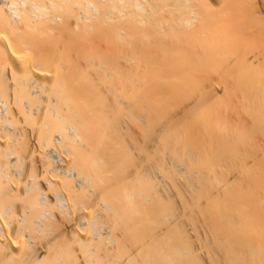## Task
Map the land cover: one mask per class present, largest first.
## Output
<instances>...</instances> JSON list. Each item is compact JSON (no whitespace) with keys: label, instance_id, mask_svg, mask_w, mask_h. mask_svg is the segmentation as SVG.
Returning a JSON list of instances; mask_svg holds the SVG:
<instances>
[{"label":"bare ground","instance_id":"1","mask_svg":"<svg viewBox=\"0 0 264 264\" xmlns=\"http://www.w3.org/2000/svg\"><path fill=\"white\" fill-rule=\"evenodd\" d=\"M41 1L44 3L43 0H7L8 3L15 5L22 3L21 6L7 9V2L3 3L0 0V26L12 27L17 45L26 47L34 38L36 40V36H32L29 30L39 29L38 41L35 44L39 51L36 58L32 56L36 62L32 63L33 60L31 62L33 65L29 64V52L27 54L24 49L18 50L9 40V36L0 32V128L2 131L9 128V133L6 132L9 139L10 128L14 130H12L14 135H11L14 136L11 138L12 141L8 140L10 141L8 148L0 147V204H2L0 264H264V158L259 156V154L264 156V152L259 153L255 150L257 156L253 151L255 148L252 147L257 148L259 144L254 141L261 140L262 138L258 137L261 136L260 133H264V0H110V9H98L96 5L89 4L93 7L92 11L86 9L85 15L77 14L80 17V20L77 17L78 24L86 28H93L96 24L98 29L104 24L108 25H104L107 28H110L109 24L111 25L109 35L111 33V40L115 46L113 51L118 54L121 46L118 44H122L120 50L122 49L124 59L123 70L118 73L113 70L117 74L116 77L118 76L117 79L122 78V83H118L121 85L120 88L119 85L114 88L113 84L117 82L112 83L108 80L114 76L113 72L106 70L105 74L98 73L100 79L108 75L106 79L105 77L102 79L105 83L108 80L107 83H110L112 90L108 92L112 94L106 96L107 93L97 89L99 86H95L96 82H93V79L96 80L90 72L86 69L79 71L80 68L74 72L76 67L72 73L80 83L78 86L81 96L77 99L71 95L70 90L72 79L75 81L74 77L46 68L55 61L50 58V53L49 55L46 53L42 46L44 41L41 40L47 24L51 22V25L54 21L52 26L55 28L54 24L60 20L65 23L67 17L64 18L61 14L52 15L47 8L45 3L51 5L53 9L56 0L54 2L45 0L44 6ZM65 2L68 3L67 0ZM65 2L61 4L63 6L58 2L57 6L64 7ZM85 5L88 6V2ZM64 15L68 16L71 22L72 13L71 15L69 13L71 17L67 13ZM13 17L17 19L13 20ZM49 19L52 21L48 22ZM46 22L47 27L43 29L42 26ZM92 22H95L93 26ZM54 28L49 29L53 31ZM46 31L48 34V29ZM100 33L98 31L94 37H102L103 34L100 36ZM114 58L119 60L118 56ZM109 62L112 67H116V60ZM102 69L103 64L98 68L96 66L98 72ZM223 77L233 78L234 90L242 89L238 92L247 94L243 95L245 97L243 101L251 105L252 111L248 109L246 113H251L254 125L252 129L248 127L249 131L245 133L251 130V136H248L251 139L247 137L248 140H245V137L238 136L242 142L233 140L237 134L238 127L235 124L238 122L237 119L234 120L229 110L225 111L227 114L225 112L220 114L217 111L216 100L220 96L225 98V94L232 89L227 81L223 82ZM186 87L192 90L187 89V93ZM182 88L188 94L185 96L188 100L185 102H182L185 94L183 99L181 97L182 100L179 97L183 93ZM129 92H132V95ZM122 93L124 97L125 94L128 96L123 99ZM177 97L181 102L180 104L178 102L179 105L176 104L178 99L174 100ZM48 99L56 100L58 106L45 104L49 103ZM173 100L175 105L171 107ZM75 101L79 102L78 105L74 104ZM233 103L236 104L235 101ZM150 105L162 107L158 113L162 116L165 109L177 110L171 114L169 112L170 115L167 117L159 116L160 120L154 116L158 121L154 122L160 127H155L154 123L155 129L149 128L150 132H146L148 144L144 140L146 146H142L144 148L141 150L136 148L141 153L138 155L136 152L135 156L132 154L137 146L135 140L145 132L143 128L150 120L146 117L150 116V113L148 114ZM167 106L169 107L164 109ZM173 109L171 110L174 111ZM192 111L195 112V117ZM189 114L195 118L193 121L195 126L192 127L194 131L206 120L205 131L208 138H211L206 142L203 139L201 140L203 142H200V139L194 140L195 142L188 144L186 150L185 147L182 150L183 148H180L182 146H177L180 138L176 145L171 140L176 139V134L179 135L180 132L175 129L176 132L171 131L172 124L169 126L168 122L172 123L174 119L178 121V115L187 117ZM19 115L23 119L19 118ZM245 118L247 121L248 117ZM18 119L26 125L36 124L34 129L31 128L35 130L34 134H37V144L40 147L37 148L45 167V174L57 175L56 179L52 176L45 179L51 187L52 182L56 181L60 185L63 184L62 188L67 187L71 191L81 189L84 193L87 190V194L89 190L100 193V198H95L94 194L95 199L92 201L98 200L99 204L98 202L95 204L101 208L100 210L94 208L96 211L92 218L90 215L94 213L93 209L91 214H86L88 220L86 215L85 219L76 215L77 217L70 220L72 223L69 224L68 221L69 227L64 226L66 228L64 230L58 228L57 231H52L55 226L60 227L62 224V215L65 214L69 218L71 216L68 215L73 209L69 207L71 199L65 198L68 195H64L61 190V192L56 190L57 193L54 190L58 199L56 197L57 201L52 202L48 196L50 192L41 190L34 177L29 179L31 181L28 184L23 179L26 185L21 186L18 179L17 182L10 172L8 174V168L4 169L2 162L9 159L12 166L16 157L18 161H25L23 157L20 158L13 153L28 151L31 145L24 132L31 128L27 130L30 126L26 127L21 122L18 127L13 126L15 121L18 123ZM196 119L202 122L199 121V124ZM131 121L132 124H129ZM246 124H249L248 121ZM20 125L26 129L19 130ZM131 131L133 133L131 137L135 138L133 139L135 147L129 151L128 147L131 146L126 144L125 132L131 134ZM7 139L8 136L4 138L5 142ZM57 139H61L60 143L68 151L65 163L73 172H69L68 169L61 171L55 167L49 149L55 147ZM213 142L219 148H212ZM249 144L254 157L244 161V156L249 153L247 148ZM160 145H165L162 146L164 149L166 147L167 163L165 162L167 160L162 158L165 154H160L164 150ZM262 145L258 148L261 149ZM119 146L126 148L127 151L120 154ZM244 147L247 148V153ZM242 148L245 150L244 153ZM158 149L160 152L157 155ZM196 151L207 152L206 155L210 157L214 154L212 155L214 160L205 157L208 163L204 166L199 163L203 168L190 167L191 160L197 162L205 154L199 158ZM31 153L35 154L34 151ZM3 157L9 159L3 161ZM17 169L14 168L15 174L21 173V168ZM10 178L17 182V188L14 182L11 184L15 185L12 190H8L10 189L7 188L8 184L7 186L2 184ZM115 182L118 183V189H110L115 188L110 184ZM85 194L79 195L82 202ZM74 196L76 200L72 198V204L75 206L79 202L76 193ZM14 197L17 198L16 205L18 198L22 197L25 203H21L26 206L20 204L21 209L27 208L28 211L24 210V213L21 209V212L17 211L18 207L11 202ZM4 199H8L15 206L14 211L19 212V216L22 214L21 217L17 216L18 214L10 216L14 208L7 205L8 202L4 208L5 203L2 201ZM91 199L89 196V202H92ZM84 200L83 203H86L87 199ZM169 201L172 205L173 202L176 203L175 207L169 205ZM83 203L81 205L85 208ZM93 205L92 202L91 206ZM55 208L61 211L59 212L61 217L56 215L58 212L53 210ZM80 208L78 206L79 210ZM136 216H144V219H148L147 222L153 220V224L154 221L157 222L156 227L152 223L151 225L144 222L146 232L144 234L143 231L141 234L138 228L140 225L136 227ZM78 218L83 220L78 221ZM157 219L158 221L160 219L161 224H158ZM101 221H104L105 225L108 223L110 227L101 224ZM99 224L105 229L109 228L105 230L106 233ZM117 228L120 229V233Z\"/></svg>","mask_w":264,"mask_h":264},{"label":"rangeland","instance_id":"2","mask_svg":"<svg viewBox=\"0 0 264 264\" xmlns=\"http://www.w3.org/2000/svg\"><path fill=\"white\" fill-rule=\"evenodd\" d=\"M19 1V0H18ZM44 1V3H45V0H43ZM53 2H54V0H52ZM57 1V0H56ZM55 1V7H54V5H53V9H51L52 8V6L51 5H47V3H45L46 4V6H47V8H49L50 9V11L53 13L52 15H54V14H57V15H59L60 16V14L64 17V18H68V16H65L64 15V13H67V15H69V13H70V15H71V13H72V18H71V22H70V20H69V18L67 19L66 18V20L68 21V24H67V21L65 20V23H62V22H60L59 20H55L56 22L57 21H59V22H57L56 24H54V26H55V28L52 26V24H53V22L54 21H52L51 19H49L48 20V22L49 21H52V24L50 25V23L49 24H47L48 22H46L45 23V27L44 26H42V28L44 29V28H46L47 27V25H48V27L50 28H54V30L52 31V29L50 30L48 27L46 28V29H44V31H45V33H44V36L42 35V37H41V40L42 41H44V43H43V48H45V51H46V53L49 55V53H50V58L53 60V61H55V62H53L52 64H50V65H48V67H46L49 71H56V73L57 72H61L60 74H63V75H68V74H70V75H72L73 77L75 76V75H73V71H74V68H76L77 67V69H75V71L74 72H77V70L79 69V71L81 70L82 71V69H86L87 70V72H90V74L95 78V80L96 81H94V79H93V82H96V85L95 86H99L97 89L98 90H100V91H104L105 93H107L106 94V96L108 95V94H112L111 92L109 93L108 91H112V90H110V83H107V81L108 80H110V81H112V83H114L115 81L117 82L115 85L113 84V86H114V88L115 87H117L116 85H119L118 83H122L121 81V79L122 78H120V80L119 79H117L118 78V76L116 77V75L117 74H115L116 73V71H117V73H118V71H121V69H122V67L124 66L123 65V61H124V59H123V55H122V49L120 50V48L122 47V44L121 43H119L118 44V46H120V48H119V53L117 54V53H115V50L113 51V49H114V43H113V41L111 40L112 38H111V33H110V35H109V31L111 32V25L109 24V26H110V28L108 27H105V26H108V25H102V26H100V29H98L97 28V25L95 24V26H93L94 25V23L92 24V26H93V28L92 27H90V28H92V29H94V30H92V29H90V28H86L84 25H82V24H80V26H79V24H78V19H77V17H79L77 14H80V15H85V10L86 9H89V10H87V11H90V9L92 8L93 9V7L92 6H89V4H93V5H96L97 7H99L98 9H110V0H105V1H103V0H67L68 1V3L67 2H65V0H64V2H65V4L66 5H64V7L65 6H67L66 8H65V10H64V7H60V8H62V9H60L57 5L60 3V5L61 4H64V2L62 1V0H58L57 2ZM60 1H62V2H60ZM85 1V2H84ZM42 2V1H41ZM59 2V3H58ZM77 2V3H76ZM86 2H88V6H86L85 5V3ZM100 2V3H99ZM20 3V2H19ZM44 3L42 2V5L44 6ZM71 3V4H70ZM109 3V4H108ZM18 6L20 5V4H17ZM21 5H22V3H21ZM20 5V6H21ZM59 5V6H60ZM102 5H104V6H102ZM61 6H63V5H61ZM86 6V7H85ZM59 8V9H58ZM49 9H47L48 11H49ZM57 9V10H56ZM70 9V10H69ZM81 9H82V11H81ZM83 9H84V11H83ZM92 9H91V11H92ZM64 10V11H63ZM72 10V11H71ZM90 11V12H91ZM77 12V13H76ZM69 15V16H70ZM61 16V17H62ZM71 17V16H70ZM31 18V17H30ZM9 19V18H8ZM12 19V18H11ZM17 18H15L14 19V17H13V20H16ZM33 19V18H32ZM10 20V19H9ZM79 20H80V17H79ZM64 21V20H63ZM70 22V23H69ZM76 22V23H75ZM59 23V24H58ZM47 24V25H46ZM63 24V25H62ZM50 25V26H49ZM58 26V28H57V26ZM63 26V28H61V26ZM21 27H22V25H20ZM64 26H66V27H64ZM84 26V27H83ZM31 27V26H30ZM88 27V26H87ZM102 27V28H101ZM23 28H24V25H23ZM4 29V30H3ZM12 29V27H8V26H0V32H2V33H4L5 35L7 34L8 36H9V40H11V43H14V45H15V47L16 48H18V50H25V51H27V54H28V52H29V55H28V58H29V64L31 65L32 63H34L35 62V59H34V57L36 58V55H37V53H38V51H39V48H38V46L37 45H35L36 44V41H38V39H37V37L39 36L38 35V33H39V29L38 30H35L34 28V30L36 31H34L33 29H31L30 28V30H29V27H28V29L27 30H29V32L30 33H32L31 35L32 36H36V40H35V38L33 39L34 41H31L30 43H28L27 45H26V47H25V45L22 47V45H17V43H16V37H15V35H14V33H13V29ZM48 29V34L46 33L47 30ZM97 29V30H96ZM7 30V31H6ZM103 32H102V31ZM106 30V31H105ZM4 31V32H3ZM59 31H61V32H59ZM67 31H68V33H67ZM81 31V32H80ZM94 31V32H93ZM98 31H100L101 33H100V36L102 35V37H99V36H95L94 37V34H98ZM37 33V34H35V33ZM51 32V33H50ZM59 32V33H58ZM10 33V34H9ZM13 33V34H12ZM93 33V34H92ZM12 34V35H11ZM47 34V35H46ZM84 34V35H83ZM6 35V36H7ZM14 35V36H13ZM59 35V36H58ZM61 35V36H60ZM69 35V36H68ZM90 35V36H89ZM7 36V37H8ZM104 36V37H103ZM15 37V38H14ZM49 37V38H48ZM51 37V38H50ZM107 37V38H106ZM40 38V37H39ZM54 38V39H53ZM85 38V39H84ZM45 40H46V42H45ZM65 40V41H64ZM86 40V41H85ZM103 40V41H102ZM55 41V42H54ZM76 41V42H75ZM92 41H93V43H92ZM16 43V44H15ZM97 43V44H96ZM13 45V46H14ZM37 47V48H36ZM71 47V48H70ZM88 47V48H87ZM22 48V49H21ZM37 49V50H36ZM47 49V50H46ZM49 49V50H48ZM29 50H31V52L29 51ZM33 50V51H32ZM73 51V52H72ZM121 51V52H120ZM52 52V53H51ZM78 52V53H77ZM117 52H118V50H117ZM86 53V54H85ZM116 54V55H115ZM30 56V57H29ZM32 56H34V57H32ZM100 56H102V57H100ZM115 56H118L119 57V60H117V59H115L114 57ZM103 57H104V59L105 58H107L108 60H104L103 59ZM31 58V59H30ZM33 58V59H32ZM83 58V59H82ZM86 58V59H85ZM76 59V60H75ZM28 60V59H27ZM34 60V61H33ZM99 61V62H97V61ZM112 60H116V67L115 66H111V63L109 62V61H112ZM33 61V62H32ZM77 61V62H76ZM106 63H105V62ZM108 61V62H107ZM119 61V62H118ZM32 62V63H31ZM85 62V63H84ZM91 62H93V63H91ZM118 62V63H117ZM26 63H28L27 61H26ZM36 63V62H35ZM34 63V64H35ZM96 63H97V65H96ZM119 63H120V65H119ZM75 64V65H74ZM90 64H91V67H90ZM92 64H93V66H92ZM102 64H103V69L102 70H99V72H98V70H96V66H97V68L98 67H101L102 66ZM33 65V64H32ZM104 65H106V67L104 66ZM75 66V67H74ZM67 67V68H66ZM71 67H73V69L71 68ZM90 67V68H89ZM31 68H32V66H31ZM66 68V69H65ZM95 68V69H94ZM106 68V69H105ZM117 69V70H115V69ZM72 69V70H71ZM112 69V70H111ZM106 70H108V71H110V72H113V70H114V72H113V75L114 76H112L111 78H107L108 80H106V83L104 82L105 80H103L102 78L103 77H105L104 79H106V77L108 76H103V74H105L104 73V71H106ZM123 70V69H122ZM6 71V70H5ZM65 71V72H64ZM8 71H6V73H7ZM103 72V74L101 75V79H102V81H101V79H100V74ZM122 72V71H121ZM98 73H100V74H98ZM120 76H121V74H119ZM91 76V77H92ZM99 77V78H98ZM110 77V76H109ZM220 77V76H219ZM219 77H218V79H219ZM72 78V77H71ZM99 79L100 81H98L97 79ZM233 78H225V77H223V82H224V80H225V82L227 81L228 82V84L230 85V87L232 88H230L231 90H229L228 91V93H226L225 94V96L227 97V99H226V97L224 98H222L221 96H220V98H218V100H216V102H217V104H216V107H217V111L218 112H220V114H224V112L225 111H230L229 113L231 114H233V116H234V120H235V118L237 119L236 121H238L237 123H235L236 125H237V129H236V133L237 134H235L234 136L236 137H234L233 138V140H235V141H237L238 140V142L240 141V138L238 137V136H240V137H245L246 139L245 140H248V139H251V137H248V136H251V130H250V132H248V133H245V132H247V131H249V128L248 127H250V129H252V127H253V119H252V117H251V113H249L250 114V116H249V114H248V112L246 113V111H248V109L250 110V111H252L251 109V105H249V103L248 104H246V102L245 101H243L244 99H245V97H243V95L246 93V92H238V91H241V90H237V89H235L234 90V88H235V86L233 85V87H232V82H233V80H232ZM64 80H66L65 79V77H64ZM74 80L75 81H73V79H72V84H70V90L72 91V93H71V95H73L74 96V98L75 99H77L78 97H80L81 95H80V89H79V86H78V84L80 85V83L78 82V80H77V78H75L74 77ZM77 80V81H76ZM114 80V81H113ZM117 80H119V82L117 81ZM221 80V78H220V81H222ZM229 80H230V82H229ZM67 81L69 82V80L67 79ZM76 82H78V83H76ZM91 82H92V80H91ZM100 82V83H99ZM97 83H99V84H97ZM101 83H102V85H101ZM112 83H111V86H112ZM123 84H124V82H123ZM122 84V86H124ZM78 88H77V87ZM94 86V87H95ZM104 86V87H103ZM107 86H109V88L107 87ZM120 86L121 85H119V87L118 88H120ZM194 86V85H193ZM193 86H192V88H193ZM125 87V86H124ZM79 89V90H78ZM188 88L186 87V90H187ZM190 90H192L191 88H189ZM188 89V90H189ZM193 89H195V87L193 88ZM211 89V88H210ZM238 89H240V88H238ZM182 90H183V88H182ZM188 90H187V93H188ZM122 91H123V93H124V88L122 87ZM185 91V89L183 90V93H181L180 94V99H181V97H182V99H183V95H184V101H182V102H185V101H187L188 100V98H186L185 96L187 95L188 96V94H186V91ZM195 91V90H194ZM194 91H192V92H194ZM198 91H200V89H198ZM197 91V92H198ZM235 91V92H234ZM128 92V91H127ZM49 93V92H48ZM123 93H122V95H123ZM130 94L132 93V92H129ZM128 93V94H129ZM191 93V92H190ZM189 93V94H190ZM233 93V94H232ZM239 93V94H238ZM47 94V93H46ZM191 94H193V93H191ZM190 94V95H191ZM237 94V95H236ZM241 94V95H240ZM54 95V94H53ZM132 95V94H131ZM131 95H129V96H131ZM176 95H178V94H176ZM233 95H235V96H233ZM240 95V96H239ZM245 95H247V94H245ZM83 96V95H82ZM108 96H110V95H108ZM128 95L127 94H125V97H124V95H123V99H125L126 97H127ZM223 96V95H222ZM243 97V98H242ZM51 98V97H50ZM190 98V97H189ZM222 98V99H221ZM177 100L178 99V97L177 98H174V100ZM181 99V100H182ZM41 100H43V99H41ZM40 100V101H41ZM49 100V103H46L45 102V104H47V105H50V106H55V105H57L58 106V104H56L57 102H56V100H52V99H48ZM174 100L171 102L172 103V105H171V107L173 106V104L175 105V102H174ZM235 101V103L236 104H234L233 102ZM237 101V102H236ZM48 102V101H47ZM178 102H179V99L176 101V104H178ZM229 102H230V104H229ZM40 103V102H39ZM44 103V102H43ZM78 103L79 102H77V101H75V105H78ZM146 103V102H145ZM181 102H179V104H180ZM220 103V104H219ZM224 103H225V105H224ZM233 103V104H232ZM237 103H238V105H237ZM55 104V105H54ZM178 104V105H179ZM219 104V105H218ZM245 104V105H244ZM40 105H42V102H41V104ZM240 105V106H239ZM247 105H248V107H247ZM151 106V105H150ZM229 106V107H228ZM152 107H153V109H152ZM169 106H167V107H164V109L165 108H168ZM178 107V106H177ZM216 107H215V110H216ZM155 108H157V111H155ZM162 109V107H160V106H158L157 105V107H156V105H154V106H151V109L153 110V111H151V109H149V111L150 112H148V111H146L145 112V114H147V112H148V114L150 113V116L149 115H147L146 117H147V119H148V117L150 118V120H151V123H149L150 122V120H149V122L147 123L146 122V125H145V127L143 128V129H145V130H143V134L141 133L140 135L141 136H139V137H137V138H139L138 140H135V138H133V137H131V136H133V133H132V131H131V134L129 133V134H126L127 132H125V136H126V138H125V136H124V138H125V140H126V144H129L131 147H128L129 148V151L130 150H132V149H134V147H135V141H136V147H135V149L136 148H140V150H141V148H144V147H142V146H146L145 144L147 143L148 144V142H147V137H148V133H146L147 131H149V128L150 127H152V130H153V128H154V121L157 119V120H160V118H162V117H167L168 116V114H169V112H170V114H171V112L173 113V112H175L177 109H176V107H175V109L176 110H174L173 108H171V109H173L174 111H172L170 108H168L169 110H164V115L162 116V115H159L158 113L161 111H159V109ZM220 108H221V111H219L220 110ZM223 108V109H222ZM245 109V110H244ZM194 110V109H193ZM166 111H168V112H166ZM195 111V110H194ZM194 111H192L194 114H193V116L195 117V112ZM238 111H239V113H238ZM242 111V112H241ZM2 112V111H1ZM191 112V113H192ZM236 112H237V114H236ZM4 113V112H3ZM2 113V115H4ZM162 113V114H163ZM167 113V114H166ZM243 114V116H242V114ZM9 114H12V113H9ZM166 114V115H165ZM169 114V115H170ZM225 114H227V112H225ZM235 114V115H234ZM240 114H241V117L239 118V116H240ZM245 114H246V116L248 117V123L249 124H246L247 123V121H246V119L247 118H245L246 116H245ZM1 115V114H0ZM177 114H175V116H176ZM201 115V114H200ZM217 115V114H216ZM237 115V116H236ZM20 116V115H19ZM156 117V119H155V117ZM159 116H160V118H159ZM192 117V115H190L189 114V116H187L186 117V115L185 116H177V119H178V117H179V119H178V121L177 120H173V122L171 123V122H168V124H169V126H170V124H172L171 125V128L168 126V124H167V129L169 130V128L171 129V131H173L174 129L179 133L180 132V134L179 135H181L182 134V136H179L178 134H176L177 135V138L176 139H171L172 140V142L175 144H178L179 143V138H180V145L178 144L177 146H182V147H180L182 150H184V147H185V150H186V147L188 146V144L190 143V142H195L194 140H198V139H200L199 141L200 142H206V141H208L210 138H208L209 136H208V134H207V132L205 131V127H204V124H205V126H207V123H206V120H204L205 121V123H203V125L202 124H200V122H202V120H199V119H201V118H199V119H196L197 121H198V123L200 124V128L198 127H196L195 129H196V131H194L193 129H192V127H193V121L195 120V118L194 117H192V118H190V120L188 119L189 117ZM236 116V117H235ZM22 116H20L19 118H21ZM184 117V118H183ZM197 117V116H196ZM243 117V118H242ZM154 118V119H153ZM187 118V119H186ZM252 120H251V119ZM21 119H23V117L21 118ZM21 119L19 120L18 119V123H17V121H15L13 124H15V125H13V126H16L17 125V127H18V125L20 124V122H21ZM153 119V120H152ZM183 119V120H182ZM239 119V120H238ZM241 119V120H240ZM242 119H245V121L244 120H242ZM156 120V121H157ZM167 120H168V118H167ZM166 120V121H167ZM181 120V121H180ZM187 120V121H186ZM249 120H251V121H249ZM11 120H9V122H10ZM31 121V120H30ZM186 121V122H185ZM200 121V122H199ZM8 122V123H9ZM134 122V124H135V120L133 121ZM158 122V121H157ZM156 122V123H157ZM242 122V124H239V123H241ZM244 122H246V123H244ZM251 122H252V124H251ZM21 123H23V122H21ZM33 123V122H32ZM155 123V127H160V126H158V124H156ZM183 123V124H182ZM194 123H196V121L194 122ZM129 124H132V121L129 123ZM150 124V125H149ZM182 124V125H181ZM23 125L24 126H26V127H29L30 125H26V124H24L23 123ZM148 125V126H147ZM177 125V126H176ZM189 125V126H188ZM241 125H242V127H241ZM34 126V127H33ZM144 126V125H143ZM195 126V125H194ZM199 126V125H198ZM239 126H240V128H239ZM20 127V129L19 130H23L24 128L26 129V127H24L23 128V126L22 125H20L19 126ZM35 128L36 127V124H33V125H31L29 128H27V130H29L30 128ZM147 127V128H146ZM169 127V128H168ZM177 127V128H176ZM189 127V128H188ZM214 127V126H213ZM247 127V128H246ZM15 128V127H14ZM31 128V129H32ZM1 129V128H0ZM17 129V128H16ZM24 129V130H25ZM29 130V131H24L25 133H26V136H27V140L29 141V144H31V145H33L32 147H31V145H30V148H29V150L27 151V150H24V151H22V153H20L19 151H16L15 153H13L15 156L17 155H19L18 157H23L24 159H25V161H21V160H19L18 161V158H17V160H16V158H14L13 160V166H12V164H11V162L12 161H10L11 159H7V158H4V159H2L3 161H6V160H8L7 162H2V164H3V167H4V169H6V168H8L7 169V171H8V174H9V172L11 173V175H12V177H14V179L16 180V179H18L19 181H20V183L18 182V180H16L17 182H18V184L19 185H21V186H23L24 184L26 185V182H27V184H28V182L29 181H31V180H29V179H32V177H34L35 178V182L36 183H38L39 185H40V188H42L41 190H47V193L48 192H50V193H48V196H49V198H50V200L52 201V202H56L57 201V199H58V197H57V191L56 190H59V192H61V191H63L65 194L64 195H68V196H65V198L68 200V198H69V200L71 199V201L69 202V207H71V209H72V207H73V209L71 210V212L73 211V213H68V212H66V214L68 213V215L70 216V218L69 217H67V215H65L64 213H65V211H67V209L65 210V211H62V212H64L63 214L65 215V217H64V215H62V217H61V215H60V213H61V211L60 210H58V209H53V210H57V214L56 215H60L59 217H61V219H62V224L60 225V227H58V226H55V228H54V230H52V231H57L58 230V228H60L61 230H64V229H66L67 227H69V224L70 223H72L71 221L73 220L72 219V217H75L76 215H78V217L79 218H82L83 217V219H85V217L87 216V220H88V215H89V213L91 214V211H92V209H93V212L94 211H96L97 209L96 208H98L97 206H99V205H97V204H95L96 202H98V200H96L95 202L94 201H92L93 199H95V198H97V197H99L100 198V193H94V192H92L93 190H89L90 192H88V194L86 193V189H84V190H86L85 191V193L84 192H82L81 191V189H80V191H76V189L75 190H73V191H71V190H69L67 187H63L62 188V186H63V184H59L58 182H56V181H53L52 182V184H53V186L55 187H51V184H48V180H45L46 178L47 179H49L51 176H52V178H55L56 179V177H57V175H55V173H46L45 174V167H44V164H43V161L41 160V155H39V153H38V148H40L39 147V144H37V138H36V136H37V134H34L35 133V130ZM151 129V128H150ZM155 129V128H154ZM187 129V130H186ZM188 129H189V131H188ZM191 129V130H190ZM263 129H264V127H263ZM12 130L13 129H11L10 128V131H11V135L13 134L14 135V132H12ZM18 130V129H17ZM173 131V132H176V131ZM8 133H9V128H8ZM7 131H2V129L0 130V141L1 140H3V141H1V143L2 144H0V147H6L7 146V148H8V145H9V142H8V140H11L12 141V139L11 138H13L14 136H12L11 137V135H10V139H9V134H7L6 132ZM14 131V130H13ZM170 131V130H169ZM4 132H5V134H7V135H5L4 134ZM129 132H130V130H129ZM150 132V131H149ZM192 132H194V133H192ZM196 132V133H195ZM205 132H206V135H205ZM146 133V134H145ZM183 133H186V134H183ZM188 133H189V136H188ZM191 133H192V135H191ZM198 133V134H197ZM200 133V134H199ZM202 133V134H201ZM3 134H4V136H3ZM34 134V135H33ZM145 134V135H144ZM253 134V133H252ZM57 135V134H56ZM144 137H143V136ZM176 135H175V137H176ZM203 136V138H201L202 136ZM205 135V136H204ZM260 135L261 136H259L258 137V139H261V140H257V141H254V142H256L257 144H259L260 146L263 144L264 145V136H262V135H264V133H260ZM8 136V139H7V142H5V140H4V138L6 139V137ZM146 136V137H145ZM198 136V137H197ZM33 137V138H32ZM141 137V138H140ZM175 137H173V138H175ZM184 137V138H183ZM188 137V138H187ZM195 137V138H194ZM247 137H248V139H247ZM3 138V139H2ZM130 138H132V139H130ZM194 138V139H193ZM133 139L135 140L134 142H133ZM142 139V140H141ZM203 139V141H201ZM31 140V141H30ZM34 140H35V143H34ZM144 140L146 141V143L144 142ZM175 140V141H174ZM244 139H243V141H245ZM132 141V142H131ZM138 141V142H137ZM143 141V142H142ZM163 141V140H162ZM216 141H218V139H216ZM250 141V140H249ZM3 142H5V145H3L4 143ZM128 142H130V143H128ZM144 143V144H138V143ZM192 142V143H193ZM198 142V141H197ZM197 142L195 143V145H197ZM240 142H242V139H241V141ZM262 143V144H260V143ZM6 143H8L7 145H6ZM12 143V142H11ZM248 143V142H247ZM255 143V144H256ZM132 144L134 145V146H132ZM175 144V145H176ZM187 144V145H186ZM204 144V143H203ZM10 145H12V144H10ZM185 145V146H184ZM205 145V144H204ZM214 145V146H213ZM213 147L212 148H216L217 146L215 145V143L213 142ZM254 145V144H253ZM258 145V146H259ZM262 145V147H261V149H259L258 148V146H257V148L255 147V146H252V147H254L255 149H253V151L256 153V151L255 150H258L259 151V153H261L260 151H262V152H264V146ZM35 146V147H34ZM162 146H165V145H160V147H162ZM250 144L247 146V148L249 149L250 147ZM38 147V148H37ZM120 147V154H122L124 151H127V149L126 148H123L122 146H119ZM133 147V148H132ZM159 147V148H160ZM189 147V146H188ZM187 147V148H188ZM35 148V149H34ZM131 148V149H130ZM163 148V147H162ZM161 148V150H163ZM217 148H219V146L217 147ZM245 148V147H244ZM244 148H242L241 150L243 151V153L245 152V150H246V153L249 151V153H247V158L244 156V161L246 160H248V159H253V157H254V154L251 152L252 151V148L251 149H249L248 151H247V148H245V150H244ZM33 149V150H32ZM134 149V153H132L133 155L137 152V154L139 155V153H141V151L139 150L138 151V149H136L135 150ZM165 149H166V147H165ZM165 149L163 150V151H161L160 152V150L158 149L157 150V155H158V152H160V154L161 155H163V153L165 154V155H163L162 156V158L165 160L166 159V156H167V154L165 153ZM19 150V149H18ZM35 150H37V152L35 151ZM40 150V149H39ZM251 150V151H250ZM35 152V154L34 153H31V152ZM143 151V153H145L144 152V149L142 150ZM18 152V153H17ZM132 152V151H131ZM27 153V154H26ZM196 153H198V155L197 156H199V158H200V155H201V157L203 156V154L205 153H202V152H200V153H202V154H200L198 151H196ZM207 153V152H206ZM206 153L204 154V158L202 157V159L200 158H198L199 159V161H197L196 162V160H191L192 161V164H189L190 165V167H193V166H195V168H197V167H202L201 165L203 164V166H204V164H206V163H208V161H206V160H208L209 158H211L212 160H214V156H212V155H214V154H212L211 155V157L209 156V155H206ZM21 154V155H20ZM159 154V155H160ZM251 154H253V156L251 155ZM256 155H257V153H256ZM255 155V156H256ZM2 156H4V155H2ZM1 156V157H2ZM135 156H137L136 154H135ZM258 156V155H257ZM259 156L261 157V158H264V156L261 154H259ZM208 158V159H206V158ZM162 159V160H163ZM197 159V160H198ZM15 160H16V162H15ZM164 160H163V162H164ZM167 160V159H166ZM10 161V162H9ZM166 163L168 162V160L167 161H165ZM196 164H195V163ZM210 162V161H209ZM16 163V164H15ZM199 163H202V164H199ZM6 164V165H5ZM7 164L9 165V166H7ZM10 164H11V167H10ZM200 165V166H199ZM7 166V167H6ZM16 166V167H15ZM197 166V167H196ZM235 166V165H234ZM12 167H14L15 168V170L17 169V167H18V169L17 170H20V168H21V170H20V172L21 173H18V174H15V170H14V168H12ZM24 167V168H23ZM162 167V166H161ZM161 167H160V169H161ZM236 167V166H235ZM10 168V169H9ZM35 168H36V170H35ZM163 168V167H162ZM189 168V167H188ZM203 168V167H202ZM233 168V167H232ZM198 169V168H197ZM163 170V169H162ZM36 171V172H35ZM38 172V173H37ZM13 173V174H12ZM25 173V174H24ZM30 173V174H29ZM20 174V175H19ZM22 174V175H21ZM46 175V176H44V175ZM57 174V173H56ZM25 175V176H24ZM36 175V176H35ZM16 177V178H15ZM36 177H38V179L36 178ZM44 177V178H43ZM49 177V178H48ZM110 177H112L111 175H110ZM2 178H4V176L2 177ZM28 178V179H27ZM112 178H114V176L112 177ZM25 180V181H22V180ZM116 179H118V178H116ZM9 180H10V184H9ZM8 181H4V183H2V184H4L5 186H7V184H8V186H7V188H10V189H8V190H12L13 188H14V186H15V188H17L18 187V185L16 184L17 182L16 181H13V178H10ZM11 180H12V182H11ZM45 180V181H44ZM54 180V179H53ZM38 181V182H37ZM14 182V184L15 185H11L12 183ZM77 183H78V180L76 181ZM55 183V184H54ZM75 183V182H74ZM111 184V186H115V188L114 187H110V189L112 188L113 190H116V189H118L117 188V184H116V182L115 183H110ZM115 184V185H114ZM4 185H2V186H4ZM59 185V186H58ZM45 186V187H44ZM57 186V187H56ZM12 187V188H11ZM44 187V188H43ZM54 188V189H53ZM67 188V191L65 190ZM79 188V187H78ZM56 191V193H55V191ZM61 190V191H60ZM77 190H79V189H77ZM111 191V190H110ZM62 192V193H63ZM69 192V193H68ZM77 192H78V194H77ZM82 192V193H81ZM113 192V191H112ZM71 193V194H70ZM74 193H76V195H77V198L79 199H77V201L79 202V204H76L75 206L72 204L73 202H72V198H73V200H76V196H74L73 197V194ZM80 193V194H79ZM56 194V195H55ZM81 194H85L83 197H85V198H83V202H85V200L84 199H87L86 201V203H83L82 202V197H80V196H82ZM89 194H91V195H89ZM92 194H93V197H91L92 196ZM96 196H95V195ZM97 194H98V196H97ZM10 195V194H9ZM72 195V196H71ZM80 195V196H79ZM88 195V196H87ZM110 195H111V193H110ZM89 196H90V198H92L91 199V201L93 202V206H91L92 205V202H89ZM94 196H95V198H94ZM56 197H57V199H56ZM80 197V198H79ZM88 197V198H87ZM12 198V197H11ZM21 199H19L18 198V204L16 205V197H14V200H12L11 202H16L14 205L15 206H17L18 207V209H17V211H20V209H21V206H26V205H24V204H22V203H25V202H23L24 201V199H22V197H20ZM56 199V200H55ZM81 199V200H80ZM5 200V199H4ZM4 200H2L5 204H4V208H5V206H6V203H7V205L9 204V205H11V207L12 208H14L13 209V212H12V214H10V216L12 217L13 215H16V214H18L19 212H16V211H14V210H16L15 209V206L14 205H12L11 204V202L8 200V199H6L5 201ZM8 200V201H7ZM16 200V201H15ZM22 200V201H21ZM170 200V199H169ZM172 200H173V198H172ZM76 201V202H77ZM173 201H175V197H174V200ZM22 202V203H21ZM83 203L84 204V207L85 208H83L82 206L83 205H81V203ZM170 202V201H169ZM168 202V203H169ZM1 203V202H0ZM168 203H166L167 205H168ZM20 204H21V206H20ZM73 206H72V205ZM86 204V205H85ZM98 204H99V202H98ZM2 204H0V206H1ZM81 205V206H80ZM88 205V206H87ZM96 205V206H95ZM169 205H172L171 204V202H170V204ZM175 205H176V203H174L173 202V205L172 206H174L175 207ZM78 206H79V208L80 207H82V208H80V210L78 209ZM76 207H77V210H76ZM93 207V208H92ZM96 210H95V209ZM100 208L101 207H99L98 209L100 210ZM1 209V208H0ZM70 209V208H69ZM91 209V210H90ZM4 210V209H3ZM6 210V209H5ZM22 210V209H21ZM24 210H26V211H28L27 210V208H23V210H22V212L24 213ZM74 210H76V211H74ZM98 210V211H99ZM101 211H102V209H101ZM175 211V210H174ZM15 212V213H14ZM21 212V211H20ZM60 212V213H59ZM74 214V215H73ZM86 214H88V215H86ZM93 214H95V212L94 213H92V215H90V217L92 218L94 215ZM22 215V214H21ZM21 215L19 216V214L17 215V216H19V217H21ZM84 215H86L85 217H84ZM81 216V217H80ZM15 217V216H14ZM58 217V216H57ZM58 217V218H59ZM77 217V216H76ZM137 217V219H135L136 220V227L138 226V225H140L138 228H140V230L139 231H141V234H142V232L144 231V230H146L145 229V225H144V222H147L148 221V219H144L145 217L144 216H136ZM143 217V219H139V218H142ZM77 219L78 221L80 220H83V219ZM91 218H90V220H91ZM66 221H65V220ZM156 219V218H155ZM71 220V221H70ZM139 221V223H137L138 221ZM143 220V221H142ZM68 221H70L69 222V224H68ZM140 221H141V223H140ZM157 221H158V219H157ZM67 224H66V223ZM104 221H101V224H103V225H105L104 223H103ZM130 222H133V221H130ZM147 223H149V224H153V220H150L149 222H147ZM156 223L157 222H155L154 221V224H153V226H155L156 225ZM65 224V225H64ZM151 224V225H152ZM158 224H161L160 223V219H159V221H158ZM158 224H157V227H158ZM86 225H88V224H86ZM101 226L100 224H99V226H101V229H102V231L104 232L106 229H109V228H107L106 227V229L104 228V226ZM107 225H108V223H107ZM107 225H105V226H107ZM141 225H142V227H141ZM66 228H65V227ZM109 226V225H108ZM110 227V226H109ZM156 227V226H155ZM89 229L91 230V226L89 227ZM92 231H93V229H92ZM107 231V230H106ZM106 231H105V233H106ZM117 231H119L118 233H120V229H118L117 228ZM145 232L146 231H144V234H145ZM143 236H145V235H143ZM123 239V238H122Z\"/></svg>","mask_w":264,"mask_h":264},{"label":"built area","instance_id":"3","mask_svg":"<svg viewBox=\"0 0 264 264\" xmlns=\"http://www.w3.org/2000/svg\"><path fill=\"white\" fill-rule=\"evenodd\" d=\"M2 2L6 3L7 0H2ZM14 7H17V4L15 5V4H11L8 2L6 3L7 9H12ZM60 140L61 139H57V143H56L55 147H52L49 149L50 154L54 160L55 167L61 171H63L64 169H68V170H70L69 172H73L72 169H69L66 167L65 159L66 160L68 159V157H67L68 151L66 150V148H64V146H62V144L60 143Z\"/></svg>","mask_w":264,"mask_h":264}]
</instances>
